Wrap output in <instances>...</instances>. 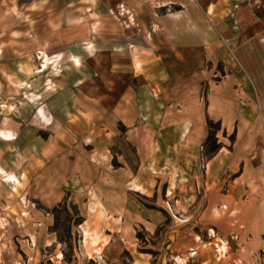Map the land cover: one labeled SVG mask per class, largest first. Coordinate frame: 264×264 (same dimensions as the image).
<instances>
[{"label":"rangeland","instance_id":"1","mask_svg":"<svg viewBox=\"0 0 264 264\" xmlns=\"http://www.w3.org/2000/svg\"><path fill=\"white\" fill-rule=\"evenodd\" d=\"M67 1L0 0V264H264L233 255L238 215H214L231 195L212 160L235 134L207 121L184 149L178 132L133 136L116 100L123 55L107 52L100 10ZM207 1L234 34L230 59L264 77V0ZM224 60L204 65L223 73Z\"/></svg>","mask_w":264,"mask_h":264},{"label":"crops","instance_id":"2","mask_svg":"<svg viewBox=\"0 0 264 264\" xmlns=\"http://www.w3.org/2000/svg\"><path fill=\"white\" fill-rule=\"evenodd\" d=\"M73 1L66 3L72 6L77 2ZM84 1L100 10V35L107 52L116 46L123 55L116 100L133 136L147 132L157 137L163 129L178 132L181 140L173 145L184 149V141L200 143L207 121L219 122L225 133L235 134L234 150L223 148L212 160L215 166L227 164L230 207L243 222L240 227L231 222L240 231L233 255L245 261L264 260V77L246 64L251 75L246 80L230 59L225 44L234 34L211 12L221 10L220 2L216 6L207 0ZM104 20L112 27L105 28ZM252 35L247 33L245 45ZM222 56L223 73L214 66L211 72L205 68L206 59L219 62ZM204 85L206 93L200 95ZM133 156L134 162L139 156L134 152ZM227 242L230 252L233 246Z\"/></svg>","mask_w":264,"mask_h":264},{"label":"bare ground","instance_id":"3","mask_svg":"<svg viewBox=\"0 0 264 264\" xmlns=\"http://www.w3.org/2000/svg\"><path fill=\"white\" fill-rule=\"evenodd\" d=\"M48 60L49 59H47V63H45L44 70L41 72H44L47 69L46 65L48 64ZM76 63H77V65H76L77 67H81V62L79 61L78 58L76 59ZM1 134L8 141L14 140V137H13L14 135L10 132L9 133L1 132ZM45 170H46V168H44V171ZM214 215H215L217 220H218V218L222 219V217L226 216V215H228V217H230V218H235V216L237 215V212H236V210L231 209L228 205L225 204V205H222L221 209L214 210ZM210 234L215 238H219V239H217V243H216L217 253H218L219 257H221V258L227 257V254L229 251L228 242L225 239L218 237L215 230H211ZM197 240L199 241V243L202 244V242H201V240H199V238Z\"/></svg>","mask_w":264,"mask_h":264}]
</instances>
